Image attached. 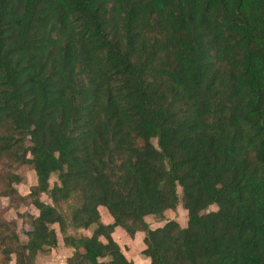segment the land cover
I'll return each mask as SVG.
<instances>
[{"label": "trees", "instance_id": "1", "mask_svg": "<svg viewBox=\"0 0 264 264\" xmlns=\"http://www.w3.org/2000/svg\"><path fill=\"white\" fill-rule=\"evenodd\" d=\"M9 162L34 167L38 214L27 244L0 214V264L58 233L68 264H135L117 228L151 264H264V0H0V199L20 208ZM181 201L185 226L151 228Z\"/></svg>", "mask_w": 264, "mask_h": 264}, {"label": "rangeland", "instance_id": "2", "mask_svg": "<svg viewBox=\"0 0 264 264\" xmlns=\"http://www.w3.org/2000/svg\"><path fill=\"white\" fill-rule=\"evenodd\" d=\"M30 145V144H29ZM7 162V161H6ZM6 170L17 173L21 176L23 182L20 185H15L14 187L18 191L21 197H27L26 204H23L20 208L16 205L19 204L18 201L11 202L8 198L0 199V214L1 218L8 221L14 222L17 225V233L20 236V241L22 244H27V232L32 229V223L35 216H37V210L32 205V200L30 198V193L32 192L33 187L37 185V176L32 165L18 166L12 163L6 164ZM3 172H5V167H3ZM58 181L57 175H53L50 179L51 187L56 184ZM180 197L182 198V190H179ZM41 201L45 203H51L49 197L46 194L41 195ZM216 207L211 208V211L216 210ZM60 211L64 216L68 219L71 216V208L69 204H63L60 208ZM176 220L182 226H185L188 220V213L183 207V203L181 201L179 208L176 212H169L166 214L165 220L160 219L159 217H151L150 225L152 228L156 229L160 226H164L169 220ZM75 231V230H71ZM70 232V233H71ZM88 232V233H86ZM92 231H85L84 233H72L75 236H85L87 234H91ZM128 249V247H126ZM126 251V250H125ZM128 251V250H127Z\"/></svg>", "mask_w": 264, "mask_h": 264}, {"label": "crops", "instance_id": "3", "mask_svg": "<svg viewBox=\"0 0 264 264\" xmlns=\"http://www.w3.org/2000/svg\"><path fill=\"white\" fill-rule=\"evenodd\" d=\"M99 210L102 216V222L104 224L109 225L114 223L113 218L110 216L106 208L101 207ZM151 217L146 218V221L148 223H150ZM75 231H77V233L85 232L82 230ZM75 231H72L71 234L75 233ZM144 237L145 234L139 232L135 235L134 238H131L122 228H117L113 234V238L121 246L122 251L125 253L126 257L129 260L134 261L135 264H151V260L142 255V252L146 249V246L144 244ZM126 247H128V249ZM74 252V249L64 245V237L61 233H58V247L52 249L51 252L47 254H40L37 258L36 264H68L67 260L73 256Z\"/></svg>", "mask_w": 264, "mask_h": 264}]
</instances>
